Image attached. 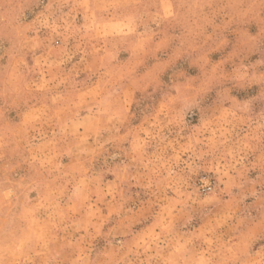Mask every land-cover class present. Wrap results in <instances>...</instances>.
Segmentation results:
<instances>
[{
	"label": "clouds",
	"instance_id": "1",
	"mask_svg": "<svg viewBox=\"0 0 264 264\" xmlns=\"http://www.w3.org/2000/svg\"><path fill=\"white\" fill-rule=\"evenodd\" d=\"M0 264H264V0H0Z\"/></svg>",
	"mask_w": 264,
	"mask_h": 264
}]
</instances>
